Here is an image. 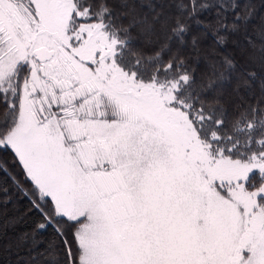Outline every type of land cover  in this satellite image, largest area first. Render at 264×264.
I'll return each mask as SVG.
<instances>
[{
    "label": "snow or ice",
    "instance_id": "1",
    "mask_svg": "<svg viewBox=\"0 0 264 264\" xmlns=\"http://www.w3.org/2000/svg\"><path fill=\"white\" fill-rule=\"evenodd\" d=\"M0 264H264V0H0Z\"/></svg>",
    "mask_w": 264,
    "mask_h": 264
},
{
    "label": "trees",
    "instance_id": "2",
    "mask_svg": "<svg viewBox=\"0 0 264 264\" xmlns=\"http://www.w3.org/2000/svg\"><path fill=\"white\" fill-rule=\"evenodd\" d=\"M257 3H258V0H257ZM239 39H241V41H242V37H238ZM229 48H231V44L229 45Z\"/></svg>",
    "mask_w": 264,
    "mask_h": 264
}]
</instances>
